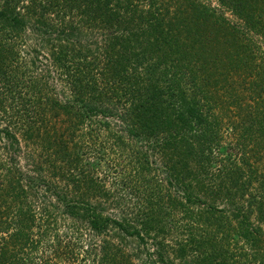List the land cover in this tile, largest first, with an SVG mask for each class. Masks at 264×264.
I'll return each instance as SVG.
<instances>
[{
  "label": "trees",
  "instance_id": "1",
  "mask_svg": "<svg viewBox=\"0 0 264 264\" xmlns=\"http://www.w3.org/2000/svg\"><path fill=\"white\" fill-rule=\"evenodd\" d=\"M230 2L248 31L264 33V0ZM158 3L0 0V80L8 94L18 90L16 113L24 111L11 129H0V264H52L65 250L71 256V246L82 247L86 231L92 264H131L122 248L135 242L144 264H176L167 249L178 252L180 264H264V173L252 161L264 149V103L250 105L245 93L262 98L255 78H264V62L242 31L213 19L209 8L187 0L170 11ZM31 16L45 28L34 35ZM23 36L38 38L40 47L24 49L17 42ZM220 38L238 42L222 54L238 74L232 82L224 66L207 62L210 49L224 43ZM27 66L37 71L29 77L30 99L21 90ZM200 69L223 77L220 89L229 99L203 89ZM240 70L253 79L242 81ZM218 83L210 79L204 88L218 91ZM233 105L245 117L236 131L255 145L251 156L245 145L238 159L221 147L222 114L235 112ZM93 144L103 146L98 153L110 146V153L136 159L118 183L128 192L103 185L100 162L88 155ZM220 196L221 208L214 203ZM179 208L192 223L165 221ZM65 216L61 232L58 218ZM181 227L191 233L175 247L167 235ZM147 237L157 239L154 251ZM209 245L220 252L216 259Z\"/></svg>",
  "mask_w": 264,
  "mask_h": 264
},
{
  "label": "rangeland",
  "instance_id": "2",
  "mask_svg": "<svg viewBox=\"0 0 264 264\" xmlns=\"http://www.w3.org/2000/svg\"><path fill=\"white\" fill-rule=\"evenodd\" d=\"M159 3L157 6L160 9L163 8H168L167 10L170 11H174V9L178 6H180L181 4L185 5L187 0H158ZM191 1V0H190ZM196 1L197 4H201L202 6H205L207 8H209L211 11L215 12L214 13V18H218V20H222L223 22H225V26H230L232 28H236L239 31H242V35L244 36L245 40L251 41L255 46H253L254 48V54L257 55L259 62H264V33L262 32H255L253 30L248 31V29L246 28V23L245 20L242 19L237 12L234 11V7L232 6V3L230 2L231 0H228V5L224 4L222 0H194ZM255 3V7H256V2ZM230 5V6H229ZM262 5V2L260 0L259 2V6ZM140 8L146 9V7L144 6H140ZM54 14L55 12L50 13L49 15L51 16L52 19H54ZM32 17V16H31ZM34 17L29 19V23L27 24L28 27V31L30 32V35H34L33 33H35V31L37 30V28H40V30H44L45 28H41V26L38 27L37 22H35V20H33ZM225 19V20H224ZM264 21V20H263ZM212 22H209V26L211 25ZM33 28H36L35 30H33ZM38 30V31H40ZM5 32V30H3ZM37 32V31H36ZM232 32V31H231ZM185 30H183L180 34V36L184 37ZM233 34V33H232ZM96 36V35H95ZM29 37V36H28ZM27 37V38H28ZM97 37V36H96ZM98 37H101V35H98ZM231 37V35H230ZM27 38L25 36L23 37H19V39L17 40V42L19 44L22 45V47L24 49L27 50H31L32 48H39L40 47V41L38 38H28L29 44H25V41L27 40ZM0 39H4L3 34L0 33ZM23 39V40H22ZM224 43L219 44H215L210 51H212L211 53H207L206 54V58H207V62L210 60H214L217 61V66L218 67H222L224 66L226 70L221 69L220 71H228L227 75L228 76V80L229 82H232L233 80H237L238 79V74H236V72L234 73L233 67L231 62L227 59V57H222V54L225 53V51H232L234 49V47L230 44L231 42H235L238 43L235 40L229 41V42H225V40L223 38H220ZM25 40V41H24ZM3 41V40H2ZM250 42V43H251ZM23 51V50H22ZM234 51V50H233ZM232 51V52H233ZM234 57V54H233ZM28 67V66H27ZM31 72H28L27 77H24L22 75L23 81L25 82V85H23V87L21 88L24 89L23 90V95L30 94L28 99L31 98V95L35 93L34 89L31 87V83H30V76H33V74H36L37 71L31 67H28ZM11 69V68H10ZM215 70V68H214ZM211 71H213V69L211 70H205V69H200L198 71V75L200 76L199 80L203 83V89L208 92V94L211 93L213 98H216L217 100L220 97H223L225 99H229V97L227 96V90L226 89H220L221 85H223L224 81H223V77L221 78H212L210 77V73ZM239 73V77L240 79L243 81L244 79L251 81L253 79V76L250 74V77L247 78V76L244 74L243 71H237ZM12 73L11 75H15L16 72H9ZM210 79H218L219 83L217 85L218 87V91L215 90V88L213 86H211V88H209L207 90V88H204V85H206V83L208 81H210ZM53 83L55 84V82L53 81ZM52 83V84H53ZM255 86L259 87L262 86L264 87V78L259 79V77L255 78ZM6 82H4L3 80H0V93L3 92L4 96L0 94V129H4V127L9 126V128L11 127L12 121L15 119L16 117L21 114L24 113V111H20L19 113H16L19 109H21V105L19 103V97L17 94V91H10V93L8 94L7 92L9 91V89H7L6 86ZM56 87V86H55ZM59 89V87H56V89ZM202 88V87H201ZM197 91V88L194 87L192 89V91ZM6 93V94H5ZM246 96L248 97L249 100V104L251 105V103H255L256 100H260L263 101L264 103V92L262 95V98H257L254 96V93L250 90L245 91ZM14 94V96H12ZM13 97H17L18 99H13ZM221 100V99H220ZM232 101V98L229 100ZM218 107V106H217ZM231 109L235 112H231L229 115H225L222 114L223 116V132H222V140H221V147H223L224 149V153L227 154H232L233 159L236 157L237 159L239 157H241V153L243 151V148L246 145V151L248 149V151H250L248 154L249 156H251V151L252 149L255 147L254 142L252 143V139L249 138H245L240 137L239 133L237 131H242L243 130V126L245 123V117L244 115V111L241 108H238V106H231ZM216 111H219V108H216ZM239 114L237 115L236 114ZM241 112V113H240ZM248 118H246V123H248ZM117 125H121V123L118 120L114 121ZM112 122V124L114 123ZM62 126V125H61ZM11 129V128H10ZM237 130V131H236ZM20 140H21V136L19 135ZM22 143V148L24 149L25 146V141L22 139L21 140ZM148 142H144V145H148ZM242 146V150L239 151L238 147L240 148ZM99 148L103 149V146H101L100 144H97V147L95 146V144L92 145L91 149L89 150V154L92 159L95 161V163L100 162V165L98 166L97 172L100 173L101 178L105 179L106 181L102 180L103 185H105L106 187H109L110 190L114 189V188H118L120 193L122 192H128L130 189L126 188L125 186H119L118 183H120L119 181L125 178V176L128 174L129 170H130V164L134 163L136 159H130L129 156L128 158H122L120 157L121 154L118 152L117 154H113L110 153V146H107L106 149L100 153H98L100 150ZM259 154L255 157L252 158V161L255 163V167H257V169L259 171H262L264 173V149L261 152H258ZM260 156V158H258ZM84 159H88L87 155L85 154ZM235 158V159H236ZM241 159V158H240ZM23 160V161H22ZM22 164L25 165L26 164V160L24 158H22ZM22 165V166H23ZM131 188V187H130ZM132 189V188H131ZM174 195V193L172 194ZM223 200L224 198H222V196L217 197L214 200L215 205L223 207ZM212 199H209V202H211ZM227 206V205H226ZM108 211L110 212V214H119L115 211H112V207L111 206H107ZM218 208V209H220ZM69 217L65 216V217H60L58 218V223L60 224L59 227V231H63L65 226L67 225V223H69ZM165 221L168 224L171 223H176L179 224V222H185L187 223V225H189L190 223H192V220L190 218V216H186L183 213L182 209H177L176 211H173L171 216H168ZM196 225V224H195ZM264 226V224H263ZM197 231V230H196ZM191 233V231L187 228V227H181V228H176L172 231H170V233L167 235V238L169 240V242L171 243V245L176 246L175 244V240L177 238H186L187 235ZM196 233V232H195ZM89 231H86L83 237V241H84V245L80 248L78 247H70L71 251H72V255L70 256L68 253L65 252H69V250H65L64 252L57 254V258L52 262V264H92L93 263V259L96 260V254L94 252L89 253L88 251V246H91V244L87 241L89 239ZM148 241H149V247L151 249V251H154V249H156V242L157 239L153 238V237H147ZM104 236H101L99 239H97L96 243L97 246L100 247L101 243L103 242ZM64 241V240H63ZM115 241L119 242L117 239H115ZM75 243V242H73ZM121 245V244H120ZM125 249V250H124ZM123 253H126L130 256H132L131 259V264H144L145 261H143L144 259H147L146 256H144V258H139L136 257L135 254L136 252L139 251V244H137L136 242L134 244L131 245H127L126 247L123 246L122 248ZM208 251H210L213 255L214 258L216 259V257L220 254L219 251L215 250L213 247L210 248V245L208 246ZM56 251H58L56 249ZM234 251H237L236 248H234ZM59 252V251H58ZM167 252L169 253V255L167 257H169L170 259L172 257H174L176 264H180L179 260H176V257L178 252H174V250H169L167 249ZM78 253V258L75 259L74 256H76ZM154 253V252H153ZM167 257H165V260H167ZM219 258V257H218ZM217 258V259H218ZM153 259H157L156 256L153 257ZM150 263V262H147ZM154 264H165V262H161V261H157Z\"/></svg>",
  "mask_w": 264,
  "mask_h": 264
}]
</instances>
